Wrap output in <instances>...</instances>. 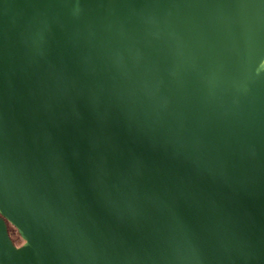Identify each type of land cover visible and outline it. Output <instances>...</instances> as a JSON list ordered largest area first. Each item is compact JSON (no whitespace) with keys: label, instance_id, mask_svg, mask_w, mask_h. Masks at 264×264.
Wrapping results in <instances>:
<instances>
[{"label":"water","instance_id":"water-1","mask_svg":"<svg viewBox=\"0 0 264 264\" xmlns=\"http://www.w3.org/2000/svg\"><path fill=\"white\" fill-rule=\"evenodd\" d=\"M0 264H264V0H0Z\"/></svg>","mask_w":264,"mask_h":264},{"label":"rangeland","instance_id":"rangeland-1","mask_svg":"<svg viewBox=\"0 0 264 264\" xmlns=\"http://www.w3.org/2000/svg\"><path fill=\"white\" fill-rule=\"evenodd\" d=\"M10 226L14 229V232L12 233V235H13V237H15V239H16L15 243H17V244L21 243V242H22V239H21L20 236L18 235L16 229H15L12 225H10Z\"/></svg>","mask_w":264,"mask_h":264},{"label":"trees","instance_id":"trees-1","mask_svg":"<svg viewBox=\"0 0 264 264\" xmlns=\"http://www.w3.org/2000/svg\"><path fill=\"white\" fill-rule=\"evenodd\" d=\"M8 231H9V234L11 236V238L13 239V241L15 242L16 239L15 237H13L12 233L14 232V229L10 226V224H8Z\"/></svg>","mask_w":264,"mask_h":264}]
</instances>
